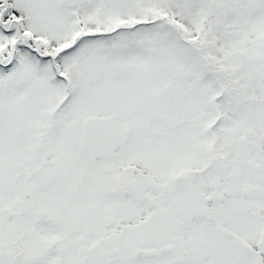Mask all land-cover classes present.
I'll return each mask as SVG.
<instances>
[{
    "label": "snow or ice",
    "instance_id": "snow-or-ice-1",
    "mask_svg": "<svg viewBox=\"0 0 264 264\" xmlns=\"http://www.w3.org/2000/svg\"><path fill=\"white\" fill-rule=\"evenodd\" d=\"M0 264H264V0H0Z\"/></svg>",
    "mask_w": 264,
    "mask_h": 264
}]
</instances>
